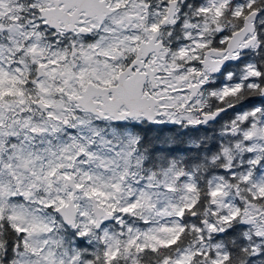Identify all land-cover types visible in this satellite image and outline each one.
Wrapping results in <instances>:
<instances>
[{
    "label": "snow or ice",
    "instance_id": "6c2138e0",
    "mask_svg": "<svg viewBox=\"0 0 264 264\" xmlns=\"http://www.w3.org/2000/svg\"><path fill=\"white\" fill-rule=\"evenodd\" d=\"M0 264H264V0H0Z\"/></svg>",
    "mask_w": 264,
    "mask_h": 264
}]
</instances>
